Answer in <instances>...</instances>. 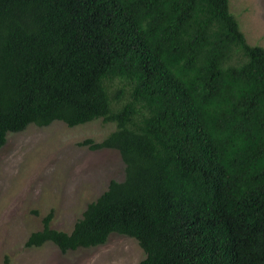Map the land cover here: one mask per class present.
<instances>
[{"label":"trees","instance_id":"16d2710c","mask_svg":"<svg viewBox=\"0 0 264 264\" xmlns=\"http://www.w3.org/2000/svg\"><path fill=\"white\" fill-rule=\"evenodd\" d=\"M102 119L124 178L61 252L137 240V264H264V48L229 0H0V148L8 133Z\"/></svg>","mask_w":264,"mask_h":264},{"label":"rangeland","instance_id":"374dc122","mask_svg":"<svg viewBox=\"0 0 264 264\" xmlns=\"http://www.w3.org/2000/svg\"><path fill=\"white\" fill-rule=\"evenodd\" d=\"M229 7L247 42L264 48V0H229ZM112 129L102 119L74 127L53 121L7 134L0 148V264H137L144 258L136 239L117 233L102 245L67 252L52 242L25 246L48 214L52 228L70 232L109 181L124 178L118 150L80 144L101 141Z\"/></svg>","mask_w":264,"mask_h":264}]
</instances>
